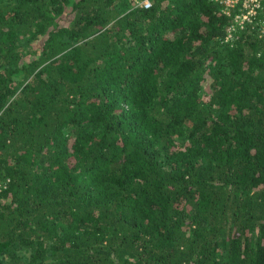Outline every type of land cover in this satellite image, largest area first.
<instances>
[{"label":"trees","instance_id":"trees-1","mask_svg":"<svg viewBox=\"0 0 264 264\" xmlns=\"http://www.w3.org/2000/svg\"><path fill=\"white\" fill-rule=\"evenodd\" d=\"M141 1L0 0V264H264V31Z\"/></svg>","mask_w":264,"mask_h":264},{"label":"built area","instance_id":"built-area-1","mask_svg":"<svg viewBox=\"0 0 264 264\" xmlns=\"http://www.w3.org/2000/svg\"><path fill=\"white\" fill-rule=\"evenodd\" d=\"M219 3L221 10L231 17L227 26L226 39H234L241 30L264 31V20L257 18L264 11V0H215ZM150 0H142L141 5L148 7ZM5 180L0 177V186Z\"/></svg>","mask_w":264,"mask_h":264},{"label":"rangeland","instance_id":"rangeland-1","mask_svg":"<svg viewBox=\"0 0 264 264\" xmlns=\"http://www.w3.org/2000/svg\"><path fill=\"white\" fill-rule=\"evenodd\" d=\"M203 96H205V98H206V95H203Z\"/></svg>","mask_w":264,"mask_h":264}]
</instances>
